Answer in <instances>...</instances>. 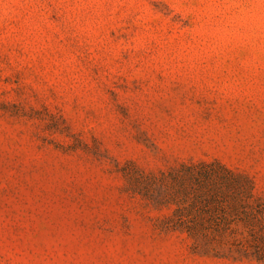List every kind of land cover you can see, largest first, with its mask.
<instances>
[{
  "label": "rangeland",
  "instance_id": "rangeland-1",
  "mask_svg": "<svg viewBox=\"0 0 264 264\" xmlns=\"http://www.w3.org/2000/svg\"><path fill=\"white\" fill-rule=\"evenodd\" d=\"M0 264H264V0H0Z\"/></svg>",
  "mask_w": 264,
  "mask_h": 264
}]
</instances>
